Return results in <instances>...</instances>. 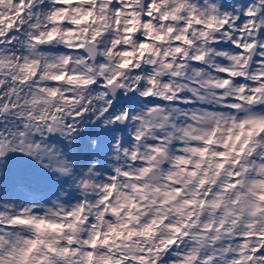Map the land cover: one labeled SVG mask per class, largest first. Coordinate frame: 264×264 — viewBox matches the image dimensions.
Instances as JSON below:
<instances>
[{"label": "snow or ice", "instance_id": "1", "mask_svg": "<svg viewBox=\"0 0 264 264\" xmlns=\"http://www.w3.org/2000/svg\"><path fill=\"white\" fill-rule=\"evenodd\" d=\"M0 264H264V0H0Z\"/></svg>", "mask_w": 264, "mask_h": 264}]
</instances>
